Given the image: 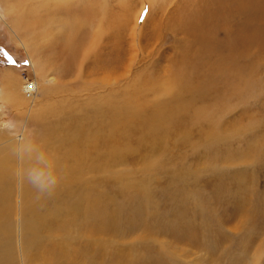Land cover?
I'll use <instances>...</instances> for the list:
<instances>
[{"label": "rangeland", "instance_id": "rangeland-1", "mask_svg": "<svg viewBox=\"0 0 264 264\" xmlns=\"http://www.w3.org/2000/svg\"><path fill=\"white\" fill-rule=\"evenodd\" d=\"M90 1L67 19L0 0V89L23 99L0 94L14 262L264 264V0ZM33 144L50 196L17 176Z\"/></svg>", "mask_w": 264, "mask_h": 264}, {"label": "bare ground", "instance_id": "bare-ground-1", "mask_svg": "<svg viewBox=\"0 0 264 264\" xmlns=\"http://www.w3.org/2000/svg\"><path fill=\"white\" fill-rule=\"evenodd\" d=\"M56 2H54L53 4L55 5V6H57V7H55L56 9H55V12L57 13V14H61V15H65L66 16V18L68 19L69 18V16H72V15H77V13L80 15V13H81V11H82V8H81V6H82V1L83 0H55ZM73 1H75V2H73ZM93 1V0H92ZM92 1H90V2H92ZM87 2V1H86ZM87 7H89V5L87 6ZM91 7V6H90ZM51 8V7H50ZM49 8V9H50ZM93 9H94V7H93ZM92 9V10H93ZM8 11H9V9H8ZM1 13V12H0ZM49 13H50V11H49ZM10 14H12V13H10ZM90 14V13H89ZM0 17H2V15L0 14ZM86 17H87V15H86ZM50 18V17H49ZM3 19V18H2ZM76 19H78V18H76ZM80 20V19H79ZM94 23V22H93ZM111 24V23H110ZM17 25V24H16ZM15 27H17V26H15ZM14 27H12V29H13ZM84 29V28H83ZM14 30V29H13ZM14 32V31H13ZM15 33V32H14ZM16 34V33H15ZM203 38V37H202ZM203 42H204V40H203ZM242 42V41H241ZM248 42V41H247ZM205 43V42H204ZM207 43V42H206ZM247 44V43H246ZM23 45L24 46H26V44L23 42ZM203 45H205V44H203ZM202 45V46H203ZM207 45V44H206ZM217 46H218V44H217ZM227 46V45H226ZM245 47H247V46H245ZM244 47V48H245ZM202 48V47H201ZM217 48V47H216ZM26 49L28 50V47H26ZM225 49V48H224ZM200 50V49H199ZM231 50H232V48H231ZM210 51V50H209ZM193 52V51H192ZM194 52H195V50H194ZM196 54H197V52H195ZM195 54V55H196ZM203 56V55H202ZM201 56V57H202ZM205 57V56H204ZM210 57V56H209ZM234 57V56H233ZM201 58H199V60H200ZM205 59V58H204ZM233 59V58H232ZM224 60V59H223ZM229 60H230V58H229ZM31 61H32V63H33V59L31 58ZM209 61H210V58H209ZM226 61V60H225ZM201 62V61H200ZM209 63V62H208ZM226 63H227V61H226ZM200 64V63H199ZM210 64V63H209ZM211 65V64H210ZM224 65V64H223ZM200 66H201V64H200ZM199 67V66H198ZM200 68V67H199ZM206 68H207V66H206ZM214 69V68H213ZM190 70H192V69H190ZM203 70V67H202V69H200V71H202ZM199 71V72H200ZM206 71V70H205ZM244 72V71H243ZM8 73H10V72H8ZM201 73V72H200ZM234 74V73H233ZM194 75H196V74H194ZM236 75V74H235ZM246 75V74H245ZM9 76V75H8ZM11 76V75H10ZM194 78H195V76H194ZM237 78V77H236ZM234 79V78H233ZM203 81H204V79H202ZM51 81V80H50ZM209 81V80H208ZM225 82V81H224ZM231 82V81H230ZM10 83V82H9ZM198 83H200V82H198ZM247 83V82H246ZM5 84V83H4ZM13 83H11V85H12ZM17 84V83H16ZM6 86V90L3 92L1 89H0V94H4V96L5 97H2V98H8L10 101H18V102H22L23 101V99H22V96H21V94H18V90L19 89H17V88H15L14 86ZM18 87V86H17ZM40 88V85L37 83V81H36V83H33V82H29V83H26V84H24V87H23V92L25 93V97H26V99H27V97H31V98H34L36 95H37V93L39 92V89ZM222 88V87H221ZM107 98V97H106ZM128 99V98H127ZM23 103V102H22ZM128 103V102H127ZM119 105V104H118ZM100 106V105H99ZM107 106H109V105H107ZM111 106V105H110ZM131 106V105H130ZM112 107H113V105H112ZM111 107V108H112ZM163 107V106H162ZM202 107V106H201ZM187 109V108H186ZM198 109V108H197ZM188 110V109H187ZM125 111V110H124ZM195 113V112H194ZM192 116H193V114H192ZM200 117V116H199ZM190 118H192L191 116H190ZM194 119V118H193ZM102 120V119H101ZM108 121V120H107ZM124 121V120H123ZM130 123V122H129ZM98 124V123H97ZM117 127V126H116ZM142 127H143V125H142ZM158 127V126H157ZM156 127V128H157ZM90 135V134H89ZM92 138V137H91ZM153 140V139H152ZM95 142V141H94ZM105 143V142H104ZM108 143V142H107ZM21 147L24 145L23 144V142L21 143L20 142V144H19ZM100 146V145H99ZM111 146V145H110ZM100 148V147H99ZM103 148V147H102ZM104 148H106V147H104ZM112 148V147H111ZM114 149H115V147H114ZM99 150V149H98ZM101 150V149H100ZM103 150H105V149H103ZM124 150V149H123ZM113 151V150H112ZM118 151V150H117ZM97 152V151H96ZM102 152H104V151H102ZM102 152H100V153H102ZM124 152V151H123ZM65 153V152H64ZM63 153V154H64ZM72 153V152H71ZM106 153H108V152H106ZM113 153V152H112ZM121 153H122V151H121ZM58 154V153H57ZM63 154H61V155H63ZM67 154V153H66ZM106 155V154H105ZM104 155V157H106ZM108 155V154H107ZM115 155V154H114ZM100 156L101 157H103L101 154H100ZM110 156V155H109ZM112 156V155H111ZM110 156V157H111ZM116 156V155H115ZM100 157H98L97 158V161H98V159H99ZM105 159V158H104ZM100 160V159H99ZM7 161V160H6ZM29 161H35V160H29ZM105 161V160H104ZM106 161H107V163H108V161L109 160H107L106 159ZM105 161V162H106ZM5 163V162H4ZM29 163V164H28ZM27 164L26 163H24L22 166L24 167V168H27V167H29L30 165H31V163L30 162H28ZM100 163V162H99ZM2 164V163H1ZM37 168H40V167H38V163L37 164H35V163H33ZM70 164V163H69ZM104 165H105V163H103ZM68 166V165H67ZM77 166V165H76ZM64 171H66L65 169H63ZM6 170H2V167L0 166V264H16L15 262H14V257H13V250H12V247H11V241L9 240V238H10V236H11V234H12V230L10 229H6L5 227H6V225L8 224V223H10V206L8 205V203L10 202V196L12 195L9 191H8V188H6V185H5V182H6V180L8 179V177H9V173H6ZM71 177V176H70ZM68 178V177H67ZM26 184V181L25 182H23L22 183V185H25ZM122 187V186H121ZM66 188V187H65ZM59 191V190H58ZM140 193V192H139ZM57 194H61L62 195V193H57ZM124 194V193H123ZM139 197V196H138ZM86 198H88V197H86ZM126 198V197H125ZM94 199V198H93ZM130 199V198H129ZM137 199V198H136ZM127 203H128V200L126 201ZM130 202V201H129ZM130 203H132V201L130 202ZM140 203V202H139ZM20 206V205H19ZM23 206V205H22ZM32 208V207H31ZM70 210V209H69ZM106 210V209H105ZM104 213H106V211H104V210H102ZM46 218V217H45ZM102 219H105V220H107V221H110L109 220V218L108 217H106V215H105V217H104V215L103 214H99V216H98V218H97V220H102ZM110 219H112V217H110ZM46 220H47V218L45 219V220H43V221H40V223H42V222H46ZM63 220V219H62ZM23 223H24V225H26V224H28L29 225V227H31V229H27V233H30V231H32V233H34L33 231L36 229V227L37 226H39V224L40 223H38V218H36V215H34V210L33 209H30V211L28 210V212H26V216L23 218V221H22ZM55 222V221H54ZM37 224V225H36ZM107 225V224H106ZM72 229V228H71ZM67 233H69V231L67 232ZM66 233V234H67ZM55 235V234H54ZM68 235V234H67ZM56 236H57V234H56ZM55 236V237H56ZM61 236V235H60ZM50 237H51V235H50ZM58 237H59V235H58ZM66 238V237H65ZM56 239V238H55ZM60 239H62V238H60ZM59 242V241H58ZM56 244V243H55ZM64 244V243H63ZM66 244V243H65ZM67 245V244H66ZM65 245V246H66ZM55 246V245H54ZM59 245H57V247H58ZM68 246V245H67ZM69 246H71L70 244H69ZM55 248H56V246H55ZM64 248V246L62 247V249ZM69 248V247H68ZM60 250H61V248H60ZM65 250H67V249H65ZM64 250V251H65ZM63 250H62V252H64ZM68 251V250H67ZM30 252V251H29ZM58 252H60L59 250H58ZM32 253V252H31ZM61 253V252H60ZM68 253V252H67ZM30 254V253H29ZM68 256V255H67Z\"/></svg>", "mask_w": 264, "mask_h": 264}, {"label": "clouds", "instance_id": "clouds-1", "mask_svg": "<svg viewBox=\"0 0 264 264\" xmlns=\"http://www.w3.org/2000/svg\"><path fill=\"white\" fill-rule=\"evenodd\" d=\"M31 152L35 153V161L41 166L37 168L34 164L24 168L22 165L25 160V154L23 151L17 152V158L21 163V168L17 172L18 179L23 182H27L37 193V196L51 195L58 183L59 178L55 172V168L48 161L45 153L40 151L38 146L32 145ZM28 159H32L31 156Z\"/></svg>", "mask_w": 264, "mask_h": 264}]
</instances>
